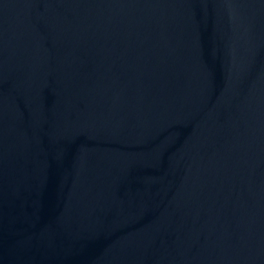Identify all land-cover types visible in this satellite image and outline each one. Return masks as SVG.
Here are the masks:
<instances>
[{
    "label": "water",
    "instance_id": "obj_1",
    "mask_svg": "<svg viewBox=\"0 0 264 264\" xmlns=\"http://www.w3.org/2000/svg\"><path fill=\"white\" fill-rule=\"evenodd\" d=\"M0 264H264V0H0Z\"/></svg>",
    "mask_w": 264,
    "mask_h": 264
}]
</instances>
